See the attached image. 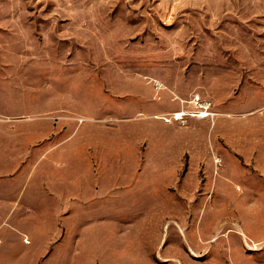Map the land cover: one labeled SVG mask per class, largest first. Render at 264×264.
<instances>
[{"label": "rangeland", "instance_id": "rangeland-1", "mask_svg": "<svg viewBox=\"0 0 264 264\" xmlns=\"http://www.w3.org/2000/svg\"><path fill=\"white\" fill-rule=\"evenodd\" d=\"M201 110L214 115L172 119ZM90 133L138 153L133 177L152 162L148 190L122 196L133 214L168 188V233L150 245L264 264V0H0V184L31 186L37 150L74 155ZM90 229L83 246L129 245Z\"/></svg>", "mask_w": 264, "mask_h": 264}, {"label": "crops", "instance_id": "crops-1", "mask_svg": "<svg viewBox=\"0 0 264 264\" xmlns=\"http://www.w3.org/2000/svg\"><path fill=\"white\" fill-rule=\"evenodd\" d=\"M104 143L100 135L90 133L74 155L60 154L63 145L44 158L41 149L37 150L34 174L39 181L31 186L23 183L19 188L0 184V264H203L194 258L203 253L199 250L150 245V239L168 233L163 228L170 213L169 190L150 186L166 197L165 202L156 213L147 214L143 209L139 215L133 214L134 202L125 205L122 196L137 191L138 184L148 190L146 182L139 181L153 169L152 162L143 163L140 177H133L130 160L139 158L138 153L105 151ZM139 155L146 160L154 158L148 152ZM54 158H59L61 167L55 175H43V166L52 167ZM21 201L27 202L24 214L19 209ZM130 213L134 218L128 219ZM93 227L109 240L125 237L129 245H116L114 241L99 247L83 246V239ZM45 240H71V245L59 241L44 245ZM253 240L264 244V235ZM262 251L264 247L257 253ZM46 254L49 257L43 260Z\"/></svg>", "mask_w": 264, "mask_h": 264}, {"label": "bare ground", "instance_id": "bare-ground-1", "mask_svg": "<svg viewBox=\"0 0 264 264\" xmlns=\"http://www.w3.org/2000/svg\"><path fill=\"white\" fill-rule=\"evenodd\" d=\"M160 82H156L155 81V85L159 88V87H162V84H160ZM201 106V105H200ZM186 115H189L190 117H196V118H206V117H208V116H213L214 114L213 113H211V112H208V111H204V110H201V111H199V113H190V114H186L185 112H183V111H179V112H175L174 114H173V116H172V119L174 120V121H182V119H183V117L184 116H186ZM82 119H79V121H81ZM172 120V121H173ZM172 121H168L167 122V120H165V123L166 124H168L169 122L171 123ZM239 189L240 190H242V188H240L239 187Z\"/></svg>", "mask_w": 264, "mask_h": 264}]
</instances>
